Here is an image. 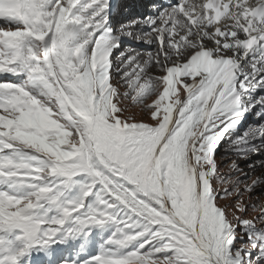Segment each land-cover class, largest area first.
I'll return each instance as SVG.
<instances>
[{
	"label": "snow or ice",
	"instance_id": "6c2138e0",
	"mask_svg": "<svg viewBox=\"0 0 264 264\" xmlns=\"http://www.w3.org/2000/svg\"><path fill=\"white\" fill-rule=\"evenodd\" d=\"M152 9L0 0V264H264V0Z\"/></svg>",
	"mask_w": 264,
	"mask_h": 264
},
{
	"label": "rangeland",
	"instance_id": "374dc122",
	"mask_svg": "<svg viewBox=\"0 0 264 264\" xmlns=\"http://www.w3.org/2000/svg\"><path fill=\"white\" fill-rule=\"evenodd\" d=\"M0 26H3V25L0 24ZM0 80H14V78L11 77V76H9V75L0 74ZM130 111L132 113H134V115H135V117H136L137 120H145L146 119V117L142 113H140L139 110H137V109H130ZM247 127H249V126H246L245 128L240 129V132L242 133ZM225 147H226V142L222 143V145H221V147L219 149L218 160L222 158L224 160L225 165H226L227 163L230 162V160L232 159V157L230 155H225V153H224V148ZM240 163H241V166L245 168V171H247V166L244 165L243 162H240ZM257 175H259L258 172L252 174V177L254 178ZM257 195H259V194H257ZM221 203H223V202H221ZM251 215H253V214L250 213L249 218L251 217ZM31 258H34V259L35 258L42 259L45 264H48V258L45 257L42 253H33Z\"/></svg>",
	"mask_w": 264,
	"mask_h": 264
},
{
	"label": "bare ground",
	"instance_id": "6f19581e",
	"mask_svg": "<svg viewBox=\"0 0 264 264\" xmlns=\"http://www.w3.org/2000/svg\"><path fill=\"white\" fill-rule=\"evenodd\" d=\"M132 1V0H131ZM121 7V6H120ZM113 15V22L115 23L116 22V14H112Z\"/></svg>",
	"mask_w": 264,
	"mask_h": 264
}]
</instances>
